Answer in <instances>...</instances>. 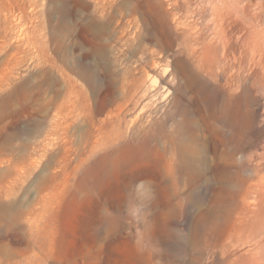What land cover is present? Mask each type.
I'll use <instances>...</instances> for the list:
<instances>
[{
	"label": "rangeland",
	"instance_id": "rangeland-1",
	"mask_svg": "<svg viewBox=\"0 0 264 264\" xmlns=\"http://www.w3.org/2000/svg\"><path fill=\"white\" fill-rule=\"evenodd\" d=\"M217 9L264 20V0H0V264H264V191L234 222L170 162L171 61Z\"/></svg>",
	"mask_w": 264,
	"mask_h": 264
},
{
	"label": "bare ground",
	"instance_id": "bare-ground-1",
	"mask_svg": "<svg viewBox=\"0 0 264 264\" xmlns=\"http://www.w3.org/2000/svg\"><path fill=\"white\" fill-rule=\"evenodd\" d=\"M207 29L183 39L182 68L179 56L171 61L170 162L175 167L181 161L191 179L221 183L237 210L235 222L243 217L248 192L264 191V100L258 97L264 81V20L226 9L212 16ZM160 64L153 60L148 78ZM251 67L252 78L245 74Z\"/></svg>",
	"mask_w": 264,
	"mask_h": 264
}]
</instances>
